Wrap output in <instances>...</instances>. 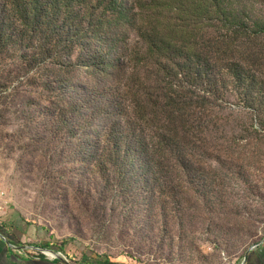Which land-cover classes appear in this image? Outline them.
I'll use <instances>...</instances> for the list:
<instances>
[{
    "label": "trees",
    "instance_id": "16d2710c",
    "mask_svg": "<svg viewBox=\"0 0 264 264\" xmlns=\"http://www.w3.org/2000/svg\"><path fill=\"white\" fill-rule=\"evenodd\" d=\"M0 66L81 132V162L154 181L186 173L220 106L264 108V0H0Z\"/></svg>",
    "mask_w": 264,
    "mask_h": 264
},
{
    "label": "rangeland",
    "instance_id": "374dc122",
    "mask_svg": "<svg viewBox=\"0 0 264 264\" xmlns=\"http://www.w3.org/2000/svg\"><path fill=\"white\" fill-rule=\"evenodd\" d=\"M26 81L0 66V232L83 264H242L264 241V108L220 106L186 173L147 181L81 162V132L47 119Z\"/></svg>",
    "mask_w": 264,
    "mask_h": 264
},
{
    "label": "crops",
    "instance_id": "0c3cea01",
    "mask_svg": "<svg viewBox=\"0 0 264 264\" xmlns=\"http://www.w3.org/2000/svg\"><path fill=\"white\" fill-rule=\"evenodd\" d=\"M0 235L3 236L7 241V243H5L0 239V264H66L64 261H60L58 259L50 260L39 256V252L35 250H20L22 247H41L35 245L23 246L21 243V237L24 236L20 235L19 233L12 235L0 232ZM50 250L56 253H63L65 256H67L60 248L57 250ZM68 261L69 264H83L79 263V261L75 259H68ZM245 264H264V243L259 244L255 249L248 252V258Z\"/></svg>",
    "mask_w": 264,
    "mask_h": 264
},
{
    "label": "water",
    "instance_id": "95a60500",
    "mask_svg": "<svg viewBox=\"0 0 264 264\" xmlns=\"http://www.w3.org/2000/svg\"><path fill=\"white\" fill-rule=\"evenodd\" d=\"M0 239L3 240L5 243H7L6 239L0 235ZM264 241L261 243L263 244ZM20 250H24V251H27V250H35V251H38L39 253H47V254H50V255H53L56 257V259L60 260V261H64V263L66 264H69V262H67L65 259H63L62 257H60V255L52 250H49V249H44V248H32V247H22L20 248ZM253 250V249H252ZM247 258H248V253L245 255V258L243 260V263L242 264H245L246 261H247Z\"/></svg>",
    "mask_w": 264,
    "mask_h": 264
},
{
    "label": "built area",
    "instance_id": "2783aa9c",
    "mask_svg": "<svg viewBox=\"0 0 264 264\" xmlns=\"http://www.w3.org/2000/svg\"><path fill=\"white\" fill-rule=\"evenodd\" d=\"M2 197H3V193L0 191V210H1L2 205L4 203ZM257 246H255L253 249H255ZM58 254L60 255V257H62L63 259H65L67 262H69L68 261V257L65 256L63 253L58 252ZM39 256H42V257H44L46 259H50V260H56V257L55 256H53V255L52 256H49V254H47V253H39Z\"/></svg>",
    "mask_w": 264,
    "mask_h": 264
},
{
    "label": "bare ground",
    "instance_id": "6f19581e",
    "mask_svg": "<svg viewBox=\"0 0 264 264\" xmlns=\"http://www.w3.org/2000/svg\"><path fill=\"white\" fill-rule=\"evenodd\" d=\"M49 256H52V255L49 254Z\"/></svg>",
    "mask_w": 264,
    "mask_h": 264
}]
</instances>
